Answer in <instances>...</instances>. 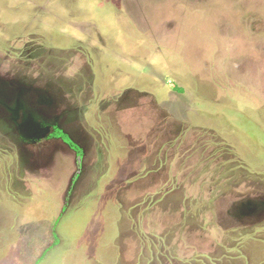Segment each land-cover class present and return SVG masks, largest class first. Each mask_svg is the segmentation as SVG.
<instances>
[{
  "label": "rangeland",
  "instance_id": "374dc122",
  "mask_svg": "<svg viewBox=\"0 0 264 264\" xmlns=\"http://www.w3.org/2000/svg\"><path fill=\"white\" fill-rule=\"evenodd\" d=\"M0 264H264V0H0Z\"/></svg>",
  "mask_w": 264,
  "mask_h": 264
},
{
  "label": "trees",
  "instance_id": "16d2710c",
  "mask_svg": "<svg viewBox=\"0 0 264 264\" xmlns=\"http://www.w3.org/2000/svg\"><path fill=\"white\" fill-rule=\"evenodd\" d=\"M56 136L58 138L63 139V141L65 143H67L74 151H76L78 153V155L80 157H82L83 152H82L81 148L68 135H66L62 130H57Z\"/></svg>",
  "mask_w": 264,
  "mask_h": 264
}]
</instances>
